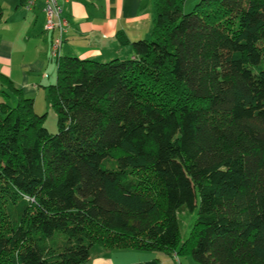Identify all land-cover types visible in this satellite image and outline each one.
Returning <instances> with one entry per match:
<instances>
[{"label":"trees","instance_id":"16d2710c","mask_svg":"<svg viewBox=\"0 0 264 264\" xmlns=\"http://www.w3.org/2000/svg\"><path fill=\"white\" fill-rule=\"evenodd\" d=\"M185 1L153 0L150 37L120 35L131 57H58L57 133L0 75V264L94 246L264 264V0Z\"/></svg>","mask_w":264,"mask_h":264},{"label":"crops","instance_id":"0c3cea01","mask_svg":"<svg viewBox=\"0 0 264 264\" xmlns=\"http://www.w3.org/2000/svg\"><path fill=\"white\" fill-rule=\"evenodd\" d=\"M68 28L61 55L102 62L133 56L131 44H121L120 35L130 41L148 39L153 25V0H61ZM20 0H0V75L10 78L24 95L33 98L36 112L46 109L47 85L57 62L51 44L55 35L45 29L41 2L27 10ZM3 90L0 80V102ZM12 103L16 97H10ZM39 103V104H38ZM37 108L39 110H37ZM41 112V111H39ZM190 256L161 252L105 249L94 246L91 264H197Z\"/></svg>","mask_w":264,"mask_h":264},{"label":"rangeland","instance_id":"374dc122","mask_svg":"<svg viewBox=\"0 0 264 264\" xmlns=\"http://www.w3.org/2000/svg\"><path fill=\"white\" fill-rule=\"evenodd\" d=\"M199 1L200 0H186L184 3V6H183V11L189 12V11L193 10L195 5ZM51 79L53 82H56V80H57V69L56 68H53V72L51 73ZM44 106H46V109L43 108V109L39 110L37 108V110L41 111V112H39V111H37V112L40 114L47 113L46 119L44 121V126L47 127L51 133H57L59 130V128H58V116L48 101L44 102ZM199 206H200V196H199V194H197L196 206L193 210H191L187 206H182L177 211V217H178V222H179L180 231H181V237H182L183 241L186 240L190 235L192 227H193V225L196 221V218H197ZM196 263L201 264L199 262H196Z\"/></svg>","mask_w":264,"mask_h":264},{"label":"built area","instance_id":"2783aa9c","mask_svg":"<svg viewBox=\"0 0 264 264\" xmlns=\"http://www.w3.org/2000/svg\"><path fill=\"white\" fill-rule=\"evenodd\" d=\"M64 1L69 2L70 0ZM39 2H41V9L46 15L45 29L48 31H56L52 39L51 53L54 60L57 61L58 57L61 55L64 35L69 26L68 20L63 14L64 9L61 0H26L24 6L27 10H32Z\"/></svg>","mask_w":264,"mask_h":264}]
</instances>
